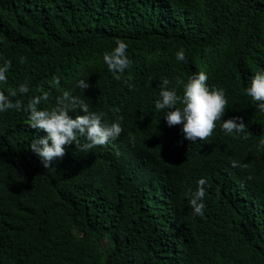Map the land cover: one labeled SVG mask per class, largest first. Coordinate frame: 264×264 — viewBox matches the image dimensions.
<instances>
[{
	"label": "trees",
	"instance_id": "obj_1",
	"mask_svg": "<svg viewBox=\"0 0 264 264\" xmlns=\"http://www.w3.org/2000/svg\"><path fill=\"white\" fill-rule=\"evenodd\" d=\"M117 39L132 61L119 81L103 61ZM6 60L0 91L30 89L13 101L48 92L38 107L50 110L68 90L123 131L89 151L68 145L46 169L29 147L46 133L23 110L0 113V264H264V112L245 92L264 70V0H0ZM199 72L244 134L218 121L190 143L167 126L163 79ZM200 179L203 216L189 205Z\"/></svg>",
	"mask_w": 264,
	"mask_h": 264
},
{
	"label": "clouds",
	"instance_id": "obj_2",
	"mask_svg": "<svg viewBox=\"0 0 264 264\" xmlns=\"http://www.w3.org/2000/svg\"><path fill=\"white\" fill-rule=\"evenodd\" d=\"M116 47L111 52H105L103 61L113 78L121 80L125 70L132 61L127 56L128 45L117 39ZM177 61H185V53L181 49L176 53ZM11 68V61L6 60L0 65V82H6V73ZM59 84V78H53ZM208 77L204 72L193 74L187 83L180 77L176 78L175 87L169 88L171 81L164 78L159 92V99L155 101V109L163 111L168 127L182 125L183 138L190 143L208 139L221 121V130L226 134L237 136L244 134L246 125L242 118L233 117L223 120L228 101L222 89L209 88ZM183 87V94L178 95L176 89ZM81 91L87 90L90 85L81 79L77 83ZM30 91L27 84H21L18 89L10 90L8 95L0 91V113L11 109L23 110L28 114V125L32 129L42 130L46 136L33 139L29 145L31 151L41 160L43 167L51 168L52 162L60 160L66 154V146L75 145L81 151H89L97 146H104L116 140L123 129L118 117L116 122L105 124L102 122L104 113L92 112L89 105L80 97L74 96L70 91L64 90L56 97L55 105L50 110H41L38 106L41 101L49 99V93L30 97L27 104L21 99L13 101L11 97L18 94L23 96ZM246 95L257 103L258 109L264 112V70L257 72L250 80V85L245 89ZM177 104L182 107H177ZM113 111L119 112L118 108ZM70 113H75L71 115ZM239 121V122H238ZM244 138H247L246 134ZM264 146V139L260 140ZM235 166V165H234ZM206 181H198L197 190L191 193L189 205L193 214L203 216L206 196Z\"/></svg>",
	"mask_w": 264,
	"mask_h": 264
},
{
	"label": "rangeland",
	"instance_id": "obj_3",
	"mask_svg": "<svg viewBox=\"0 0 264 264\" xmlns=\"http://www.w3.org/2000/svg\"><path fill=\"white\" fill-rule=\"evenodd\" d=\"M109 243L108 239H106L105 245H107Z\"/></svg>",
	"mask_w": 264,
	"mask_h": 264
}]
</instances>
